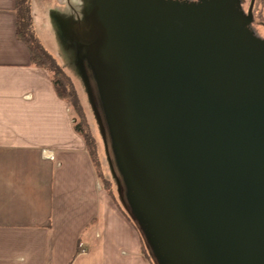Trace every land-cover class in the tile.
Segmentation results:
<instances>
[{
  "label": "water",
  "instance_id": "95a60500",
  "mask_svg": "<svg viewBox=\"0 0 264 264\" xmlns=\"http://www.w3.org/2000/svg\"><path fill=\"white\" fill-rule=\"evenodd\" d=\"M239 0H97L85 58L159 264H264V40ZM84 52V51H83Z\"/></svg>",
  "mask_w": 264,
  "mask_h": 264
},
{
  "label": "crops",
  "instance_id": "0c3cea01",
  "mask_svg": "<svg viewBox=\"0 0 264 264\" xmlns=\"http://www.w3.org/2000/svg\"><path fill=\"white\" fill-rule=\"evenodd\" d=\"M17 1L0 0V264H153L132 214L102 185L72 108L18 39ZM37 2L32 24L48 50Z\"/></svg>",
  "mask_w": 264,
  "mask_h": 264
},
{
  "label": "rangeland",
  "instance_id": "374dc122",
  "mask_svg": "<svg viewBox=\"0 0 264 264\" xmlns=\"http://www.w3.org/2000/svg\"><path fill=\"white\" fill-rule=\"evenodd\" d=\"M182 1L197 3L202 0ZM239 1L244 15L247 16L252 0ZM96 2L97 0H38L36 10L38 12V21L43 31L42 40L46 41L50 52L45 49L42 41L36 37L37 42L55 61L56 65L64 70L78 95L84 116L83 121L86 122L88 131L94 140V144H96L97 159L101 168L97 170L94 162L93 164L97 174L98 172L103 174L102 178L98 176L102 185L104 186L105 182L109 185L111 195L113 194L116 200L134 218L131 212L127 188L117 166L110 128L97 78L92 66L85 60V45L80 39L88 38L93 32L92 14ZM250 29L258 38L264 40V0H256L254 21ZM73 114L76 118L77 126L82 122V118L78 112L75 113L73 111ZM135 221L138 222L137 220ZM142 235L144 236L143 232ZM146 246L153 264H159L147 242Z\"/></svg>",
  "mask_w": 264,
  "mask_h": 264
},
{
  "label": "trees",
  "instance_id": "16d2710c",
  "mask_svg": "<svg viewBox=\"0 0 264 264\" xmlns=\"http://www.w3.org/2000/svg\"><path fill=\"white\" fill-rule=\"evenodd\" d=\"M17 14H18V39L23 42L29 49L31 55L32 65L48 71L53 78L54 89L59 96V98L68 103L72 110L76 113L78 112L82 118L75 130L76 132L84 139L92 161L94 162L97 170L101 168L97 159V150L96 144L91 134L88 131L86 122L83 121V112L79 104L78 95L75 92L71 81L66 76L64 70H62L55 61L48 55V53L43 49L39 42H37V37L34 32L31 16V0H18L17 1ZM102 173V172H101ZM99 174L100 178L103 177V174ZM104 187L109 189V185L105 182Z\"/></svg>",
  "mask_w": 264,
  "mask_h": 264
},
{
  "label": "flooded vegetation",
  "instance_id": "af4514ba",
  "mask_svg": "<svg viewBox=\"0 0 264 264\" xmlns=\"http://www.w3.org/2000/svg\"><path fill=\"white\" fill-rule=\"evenodd\" d=\"M180 1H182V0H180Z\"/></svg>",
  "mask_w": 264,
  "mask_h": 264
}]
</instances>
